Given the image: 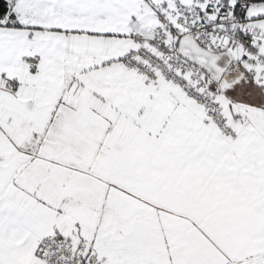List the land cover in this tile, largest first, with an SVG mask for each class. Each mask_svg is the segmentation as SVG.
Listing matches in <instances>:
<instances>
[{"label": "crops", "instance_id": "crops-1", "mask_svg": "<svg viewBox=\"0 0 264 264\" xmlns=\"http://www.w3.org/2000/svg\"><path fill=\"white\" fill-rule=\"evenodd\" d=\"M255 7L247 17L264 29ZM11 10L21 27L0 25V264H38L49 234L84 240L104 264H264V87L231 69L225 137L176 86L125 66L131 35L153 30L158 11L140 29L137 0Z\"/></svg>", "mask_w": 264, "mask_h": 264}, {"label": "built area", "instance_id": "built-area-1", "mask_svg": "<svg viewBox=\"0 0 264 264\" xmlns=\"http://www.w3.org/2000/svg\"><path fill=\"white\" fill-rule=\"evenodd\" d=\"M167 18L153 30L131 35L132 46L125 53V66L154 84L170 82L185 98L203 109V122L225 137L236 128L223 100L209 85L207 72L184 59L167 28V23L213 53L228 52L245 69L250 80L264 87V29L249 21L247 0H148ZM34 258L38 264H104L103 257L84 240L69 242L56 234L39 239Z\"/></svg>", "mask_w": 264, "mask_h": 264}, {"label": "water", "instance_id": "water-1", "mask_svg": "<svg viewBox=\"0 0 264 264\" xmlns=\"http://www.w3.org/2000/svg\"><path fill=\"white\" fill-rule=\"evenodd\" d=\"M179 54L186 60L199 65L210 74L213 81L220 85L221 89L226 86V75L230 73V65H236L234 58L228 52L213 53L203 47L193 34H184L178 40ZM226 59V63L222 61Z\"/></svg>", "mask_w": 264, "mask_h": 264}, {"label": "trees", "instance_id": "trees-1", "mask_svg": "<svg viewBox=\"0 0 264 264\" xmlns=\"http://www.w3.org/2000/svg\"><path fill=\"white\" fill-rule=\"evenodd\" d=\"M247 2L250 3H264V0H247ZM158 14L160 15L159 21H167V18L162 14V12L157 9ZM7 16L6 22H3L4 17ZM0 25H7V26H13V27H21V23L18 21L15 13L11 10V5L9 0H0ZM167 28L169 30V33L173 39V41L178 44L179 37L182 35L181 31L173 26L172 23H167ZM25 61L31 64V69L35 71L36 69V63L37 59L34 56H31L30 54L25 55ZM231 68H235L234 65H231ZM208 78L212 82L211 87L215 89L216 91H222L220 89V85L216 84L209 73H207Z\"/></svg>", "mask_w": 264, "mask_h": 264}, {"label": "rangeland", "instance_id": "rangeland-1", "mask_svg": "<svg viewBox=\"0 0 264 264\" xmlns=\"http://www.w3.org/2000/svg\"><path fill=\"white\" fill-rule=\"evenodd\" d=\"M10 5L13 7V0H9ZM258 3H250V10L249 13H255L258 12L256 7ZM142 5L144 7H142ZM146 8L153 13V14H157V8L148 0H137V25H141L140 29H144V27L147 28H151L154 27L155 23L154 20L151 22L150 19L148 17L145 16V11ZM264 19V16H262L261 18L258 17V19L256 20H261ZM234 67H237L238 69H243V66L240 65L239 63H236V65L234 64ZM230 73H228L226 76H229ZM210 79H209V83H210ZM212 84V82H211ZM244 92H246L245 90L240 89L239 92L234 95L233 97L235 98L234 102L235 105L244 108L247 104L246 99L244 98ZM217 95L223 99V97L221 96V92H217ZM236 106V107H237ZM230 115V114H229Z\"/></svg>", "mask_w": 264, "mask_h": 264}, {"label": "flooded vegetation", "instance_id": "flooded-vegetation-1", "mask_svg": "<svg viewBox=\"0 0 264 264\" xmlns=\"http://www.w3.org/2000/svg\"><path fill=\"white\" fill-rule=\"evenodd\" d=\"M222 63H223V64H225V63H226V59H224V60L222 61ZM231 65H232V64H231ZM231 65H230V67H229V70H228V71H231V69H232V68H231ZM226 78H227V77H226ZM226 78H225V79H226ZM226 81H227V79H226Z\"/></svg>", "mask_w": 264, "mask_h": 264}]
</instances>
